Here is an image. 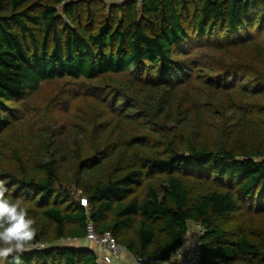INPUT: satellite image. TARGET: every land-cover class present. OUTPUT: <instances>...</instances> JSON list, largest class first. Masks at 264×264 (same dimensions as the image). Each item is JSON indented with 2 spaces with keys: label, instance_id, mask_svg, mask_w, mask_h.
<instances>
[{
  "label": "trees",
  "instance_id": "1",
  "mask_svg": "<svg viewBox=\"0 0 264 264\" xmlns=\"http://www.w3.org/2000/svg\"><path fill=\"white\" fill-rule=\"evenodd\" d=\"M52 81L73 98L37 126ZM0 179L24 264H99L64 242L89 221L135 257L199 224V264H264V0H0Z\"/></svg>",
  "mask_w": 264,
  "mask_h": 264
},
{
  "label": "clouds",
  "instance_id": "2",
  "mask_svg": "<svg viewBox=\"0 0 264 264\" xmlns=\"http://www.w3.org/2000/svg\"><path fill=\"white\" fill-rule=\"evenodd\" d=\"M34 225L28 209L10 199L7 181L0 179V264H24L22 255L36 236Z\"/></svg>",
  "mask_w": 264,
  "mask_h": 264
},
{
  "label": "built area",
  "instance_id": "3",
  "mask_svg": "<svg viewBox=\"0 0 264 264\" xmlns=\"http://www.w3.org/2000/svg\"><path fill=\"white\" fill-rule=\"evenodd\" d=\"M86 200L83 199V203L86 204ZM197 225L199 231L197 235L194 236L192 240L184 239L183 242L176 248L173 252L172 259H174L178 264H199L202 258V241L200 239L203 234V229L199 224ZM86 239L94 242L98 247L105 250L102 258H100L99 264H153L157 260L144 256V257H134L133 262H128L124 259L123 254L128 252V248L120 244L116 237L111 231H106L104 233H97L92 222L87 224V236ZM44 244H36L33 246L35 249H41Z\"/></svg>",
  "mask_w": 264,
  "mask_h": 264
},
{
  "label": "rangeland",
  "instance_id": "4",
  "mask_svg": "<svg viewBox=\"0 0 264 264\" xmlns=\"http://www.w3.org/2000/svg\"><path fill=\"white\" fill-rule=\"evenodd\" d=\"M73 82L68 81H52V82H46L43 83L41 97L36 98V100L28 105V111L25 113V118L28 119L29 122L32 124H37V126L40 124L41 119L44 118L46 115H56L59 114L57 111H59V102L62 100H72V88L74 87ZM49 113V114H48ZM21 131V130H20ZM155 180V183H159L160 181H163L165 178V175H159ZM144 189L138 188V192H141ZM201 191V189H197L194 194L197 196V194ZM198 226L195 224H191L190 226V234L187 236L186 239L192 240L195 235H197V232L199 229ZM66 243H72L74 244V240H66L64 241Z\"/></svg>",
  "mask_w": 264,
  "mask_h": 264
},
{
  "label": "crops",
  "instance_id": "5",
  "mask_svg": "<svg viewBox=\"0 0 264 264\" xmlns=\"http://www.w3.org/2000/svg\"><path fill=\"white\" fill-rule=\"evenodd\" d=\"M189 234H190V230H189V233L187 234V236ZM187 236L185 238H187ZM70 244H72V243H70ZM73 245L79 246V247L80 246H83V247L93 248V249H95L99 253L100 258H102L103 254L105 253V250L104 249L98 247L94 242H92V241H90L88 239H85V240H77V241L74 242ZM123 257H124L125 260H127L128 262L131 263V262L134 261V257L135 256L130 251H128V252H125L123 254ZM153 264H178V263L174 259L171 258L168 261H157V262H155Z\"/></svg>",
  "mask_w": 264,
  "mask_h": 264
}]
</instances>
